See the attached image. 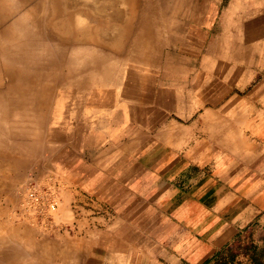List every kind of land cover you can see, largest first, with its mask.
Masks as SVG:
<instances>
[{"label": "rangeland", "instance_id": "1", "mask_svg": "<svg viewBox=\"0 0 264 264\" xmlns=\"http://www.w3.org/2000/svg\"><path fill=\"white\" fill-rule=\"evenodd\" d=\"M46 4L51 8L43 9ZM89 4H93L95 9ZM244 4V0L39 2L40 10L35 16L38 27L31 29L39 33L42 45L35 46L30 54L36 52L37 56L53 61L46 63L42 79L36 80V98L29 95L18 98L15 93L0 97V264H68L72 260V264H77L74 263L78 260L77 256L65 255L70 252L77 254L78 248L84 249L87 243L81 237L100 236L105 242L109 236L124 235L132 226L141 235L140 249L143 251H137L134 256L139 264H205L219 252L233 257V264H250L252 250L256 247L264 250V223L259 221V216L249 224L239 226V236L207 257H193L191 252L194 250H189L193 248L192 241L189 242V236L183 232L181 236H172L177 228L174 210L180 203H200L199 191L213 184L219 191V194L215 191L211 200L214 203L223 195L221 190L225 186L215 163L204 168L189 164L185 152L194 145V141L176 148V137L182 134L194 136L191 129L185 128L190 124L183 119L181 111H189V106L193 104H203L206 98L200 95L206 87L209 88L208 97L213 95L217 98V93L226 89L230 91L223 103L229 101L231 107L238 104L253 107L258 101L253 96L257 82L254 70L263 67L234 62L241 51L238 42L239 18L228 14L237 12L238 7ZM6 13L0 18V31L5 27L11 31L14 27L7 25L18 16L17 12ZM11 32L15 33L16 29ZM84 35H87V42H78ZM12 38L13 35L9 41L18 39ZM65 40H71V43L64 45ZM66 49L69 50L66 52ZM249 51L254 61L253 49ZM93 57L99 58L101 68L95 75L89 72L93 67ZM69 73L75 77L90 74L88 88L97 89L98 96L106 94V77L112 79V94H117L121 91L117 74L122 73V78L126 75L132 80L134 91H139L134 97L137 109L142 99L150 101L152 109L164 97L166 159L154 158L149 162V184L139 186V191L112 194V199L107 194L97 193L96 187L83 192L81 187L91 183L87 177L80 175L86 172L85 169L81 170L82 173L76 168L71 169L68 153L59 154L62 129L58 127L67 113L55 106L57 101L60 104L63 100L67 106L84 102L93 104L94 93L89 91L80 100L72 93L64 98L58 96L62 90L72 89L67 79ZM243 75L251 81H247L249 84L240 91L239 76ZM24 86L29 90L28 84ZM142 90L147 98L140 96ZM112 94L100 105L115 104ZM34 101L37 106L30 107L29 104ZM18 102L24 104L18 108ZM77 115L75 112L74 116ZM186 115L189 116V113L186 112ZM150 116V127H153L155 118ZM69 131L75 133L76 130ZM149 135L152 140H157L158 129L150 128ZM154 154L157 156V148L153 149ZM174 156H182L181 162H174ZM114 157H103L98 160L97 167L104 166L108 172ZM125 163L118 162L119 166ZM33 185L46 200L54 197L57 202L55 210L43 213L38 207L27 205L28 190ZM165 185V192L160 193L158 190L161 191ZM66 190H69L68 193ZM127 202L148 203L149 209L144 207L127 212ZM195 211L201 214L197 208ZM139 213L144 215L142 223L138 222ZM204 237L198 236V242H205ZM97 258L89 257L90 260ZM100 260V264H113L108 257ZM78 261L84 263L85 257H80ZM208 264L216 263L213 259Z\"/></svg>", "mask_w": 264, "mask_h": 264}, {"label": "crops", "instance_id": "2", "mask_svg": "<svg viewBox=\"0 0 264 264\" xmlns=\"http://www.w3.org/2000/svg\"><path fill=\"white\" fill-rule=\"evenodd\" d=\"M244 1L245 4L239 6L237 12L233 11L228 15L239 18L238 42L241 51L234 62L244 66L255 64L263 67L254 70L257 82L254 85L253 96L258 100L257 103L253 107L245 104L231 107L229 101L223 103L225 98L229 97L230 91L226 89L225 92L217 93V98L213 95L208 97L209 88L206 87L200 95L206 98L203 104L200 106L193 104L189 106V111L186 109L181 111L183 119L190 124L185 128L191 129L194 136L182 134L174 140L176 148L178 145L182 148L188 142L194 141V145L185 152L189 164L204 168L215 163L218 175L225 181V186L221 190L223 195L214 203L211 201L216 191L213 184L199 191L200 203L192 205L191 202L185 201L174 210L173 217L177 228L172 236H181L182 232L189 236V242L192 241L193 247L189 250H194L191 252L193 257H207L220 250L235 236H239V226L249 224L258 216L259 221L264 223V0ZM0 15L5 16V13L2 12ZM251 49L254 61L250 58ZM122 75L119 73L116 78L121 91L111 95L116 99L115 104H81L70 106L72 108L65 105L61 111L67 113V116L63 117L60 127L57 126L62 129L59 154L68 153L70 158L68 162L72 163L71 169L76 168L79 172L85 169L86 172L80 175L87 177L88 181L91 180V185L81 187L83 192L92 191L91 188L96 187L97 193L107 194L109 199H112V194L125 191L134 193L140 190L139 186L148 185L149 162L154 158L161 161L166 159L164 97H161L157 106L152 109L150 101L142 99L137 109L134 97L139 91H134L132 80L126 75L122 78ZM239 80L238 89L242 91L251 78L243 75L239 76ZM126 89L128 93L123 92ZM140 92V96L147 98V95L142 93L143 90ZM75 112L78 113L76 117ZM150 114L155 118L153 127H150ZM150 128L158 129L157 140L151 139ZM71 129L77 131L67 132ZM155 148L157 156L153 155ZM113 155L115 157L108 172L104 166L97 167L98 160ZM181 158L182 156H174V162L178 160L181 162ZM119 161L126 163L119 166ZM78 186L80 188V185ZM165 189L166 185L161 191L157 190L162 193ZM68 191L66 190L67 193ZM217 192L219 194V191ZM235 194L237 196H233ZM215 206L217 207L214 208ZM144 207L149 209V204L127 202L125 211ZM195 208L197 211L200 210V215ZM137 218L139 223L144 221L143 214H137ZM140 236L132 226L124 235L109 236V240H104L105 242H102L100 236L81 237L87 243L84 249L78 248L77 254L70 252L65 256H77L78 260L84 256V263L74 261L77 264H100L102 257L110 258L113 264H139L134 256L142 248ZM198 236L207 238L204 237L205 242L202 240L198 242ZM90 256L98 258L90 260ZM72 261L68 264H72Z\"/></svg>", "mask_w": 264, "mask_h": 264}, {"label": "bare ground", "instance_id": "3", "mask_svg": "<svg viewBox=\"0 0 264 264\" xmlns=\"http://www.w3.org/2000/svg\"><path fill=\"white\" fill-rule=\"evenodd\" d=\"M40 1H42L44 4L46 2V0H0V14L2 12L6 13L8 11H13L15 13L17 12V15H18V16L15 15L16 18L14 20H12L13 22L11 24H8L7 25L8 27H14L13 29L11 28L12 29L11 31H15V29H16V32L17 33L16 32L15 33L14 32H11L10 29L7 28V27H5L4 29H2V31L5 32V34L2 31H0V37H1V47H0L1 49H0V52H1V55H2V60H0V67H3L4 66L3 69L0 68V97L6 96L9 93L10 94L12 93V95H13V93H15L16 94V97H18V98L19 97L22 98V96H26V95L27 96L28 95L29 96H33V97L36 98L37 93H38L37 92V82H36V80L38 81V78H40L39 81L42 79L41 74L45 70L46 63H50L51 61H53V60H50V58L44 59V58H41V57L37 56V53L36 52H34L33 54L32 53L30 54L31 50L33 51L34 48H35V46L38 47V46L42 45L41 44V40L39 39V33L36 30L31 29V27H38V21H37V18L35 16L37 15L38 11L40 10L39 7H38ZM89 5L93 9H95V7H94L93 4H89ZM47 8H51V7L46 4L43 7V9L46 10ZM3 17H5V16H1L0 15V18H3ZM0 25H1L0 28H2V24H0ZM63 30H64V28L62 29V31ZM11 33H14V34H11ZM12 35L14 37L12 39L18 38V39H16L15 42L9 41L11 39V36ZM87 40H88L87 35H84V36L81 37L80 40H78V42H80V43H86ZM70 43H71V40H65L64 45H66V44L69 45ZM82 45H84V44H82ZM50 46H52V44H50ZM67 50H69V49H66V52H67ZM91 59H92L93 67L89 70V72H91L90 74H94L95 75V73H97V72H99L101 70V68L99 66V62H98L99 58L98 57H93ZM57 61L58 60H56V62ZM2 64H3V66H2ZM103 70H105V69H103ZM46 73H49V72H46ZM65 73H66V70H65ZM43 74L45 75V73H43ZM90 74L87 77L85 76V74H82L81 77L80 76L79 77H75L71 73L67 74V79L71 83L70 86L72 87V89L71 90H62L63 92L61 94H59L58 96L59 97L62 96V98H64L65 96H68V95H70L72 93L73 97H78V99L80 100V98L82 97V95L86 91H89V92L94 93L93 94V99L91 100L93 102V104H98L99 103V105H100L101 102H105V100H106L105 98L109 97V95L112 94V91H113V87H112L113 82H112V79H110V77H106L105 76L106 77L105 86H107V88H106L107 91H106V89H104V90L106 91V94L104 93L105 95H99L98 96V91H96L97 89L90 90L88 88L89 82H91ZM94 78H95V76H94ZM45 82L48 83L49 81H45ZM25 83L28 84L30 87H32L31 89L29 87V90L30 91L29 90H26V88L24 86ZM4 85H5V87H4ZM67 85H69V84H67ZM26 92H28L29 94H26ZM50 96L51 97L53 96L52 92H50ZM112 100H114V99H112ZM29 102H31V101H29ZM48 103H50V102H48ZM18 104H19L18 108H20L22 106V104H24V103L18 102ZM83 104L87 105L85 102ZM29 105H30V107H35V106H37V103H35V101H34L33 103H31ZM24 106H26V105H24ZM55 106L58 107V108H63L65 106V103H64L63 100H62V103H60V104H59V101H57V104ZM26 107H29V106L27 105ZM68 107L69 108H72L70 106H68ZM105 109H106V107H105ZM39 111H41V110H39ZM100 116H101V114H100ZM107 118H108V116H107ZM44 121H45V119H44ZM81 128H82V125H81ZM23 246H24V248H26L25 245H23ZM20 251H22V250H20ZM110 262H112V261L110 260Z\"/></svg>", "mask_w": 264, "mask_h": 264}, {"label": "built area", "instance_id": "4", "mask_svg": "<svg viewBox=\"0 0 264 264\" xmlns=\"http://www.w3.org/2000/svg\"><path fill=\"white\" fill-rule=\"evenodd\" d=\"M27 205L30 207H38L44 213L47 210H55L57 207V202L55 201L53 196L46 200L44 196L33 185L28 190Z\"/></svg>", "mask_w": 264, "mask_h": 264}, {"label": "trees", "instance_id": "5", "mask_svg": "<svg viewBox=\"0 0 264 264\" xmlns=\"http://www.w3.org/2000/svg\"><path fill=\"white\" fill-rule=\"evenodd\" d=\"M229 255L226 252H219L213 258L216 264H233L234 258H229ZM208 259L205 261V264H208L211 260ZM250 264H264V250L256 247L252 250V254L250 255Z\"/></svg>", "mask_w": 264, "mask_h": 264}]
</instances>
